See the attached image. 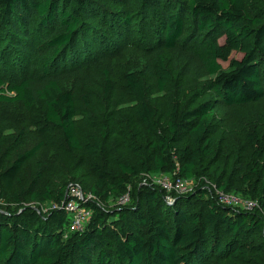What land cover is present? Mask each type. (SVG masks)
I'll use <instances>...</instances> for the list:
<instances>
[{
	"label": "trees",
	"instance_id": "trees-1",
	"mask_svg": "<svg viewBox=\"0 0 264 264\" xmlns=\"http://www.w3.org/2000/svg\"><path fill=\"white\" fill-rule=\"evenodd\" d=\"M133 1L150 20L146 29L153 41L144 69L126 75L136 103L124 114L123 129L107 115L98 134L83 142L75 93L63 86L64 78L109 45L104 30L91 22L95 11L113 22L116 16L100 0H0V102L27 110L45 105V123L60 131L83 168L71 184L94 196L86 204L90 221L72 231L63 208L69 185L39 188L41 171L28 186L19 183L42 142L19 152L6 168L0 163V264H264V147L257 133L250 134V161L237 162L227 174L218 164L223 146L215 134L219 106L264 99V20L249 14L246 0H187L189 25L181 11L171 10L172 0ZM121 12L116 28L118 40H125L134 10ZM234 52L242 57L231 59ZM9 66L31 71L7 83L2 73ZM175 72L210 78L199 94L175 98L163 120L149 102L146 79L164 91ZM104 76L109 96L110 68ZM209 91L216 97L200 101ZM240 172L257 201L252 210L220 202L208 185L212 180L216 191L230 193L239 187ZM163 173L196 184L169 201L161 186L147 181L129 203L110 205L131 178ZM46 202H52L48 210L41 207Z\"/></svg>",
	"mask_w": 264,
	"mask_h": 264
},
{
	"label": "rangeland",
	"instance_id": "rangeland-1",
	"mask_svg": "<svg viewBox=\"0 0 264 264\" xmlns=\"http://www.w3.org/2000/svg\"><path fill=\"white\" fill-rule=\"evenodd\" d=\"M100 1L108 7L107 13L116 16L117 22L121 11L132 8L134 14L132 25L126 34L128 39L118 40L117 22L110 21L111 18L105 13L95 11L91 22L96 25L97 29L104 30L109 45L95 50L90 59L72 69L68 77L64 78L63 86L72 89L75 93L78 110L77 129L83 142L89 141L92 135L98 134L107 115L112 116V122L117 127L121 129L125 127L124 114L131 105L136 103L135 96L126 87V75L144 69L147 57L152 54L153 50L152 37L146 29V26L150 27L148 22L150 20L140 14L139 4L133 0ZM246 3L249 14L264 20V0H246ZM170 4L173 12L181 11L184 14L186 24L189 25L187 0H172ZM109 38L114 39L115 42L110 43ZM2 47L3 44L0 45V50ZM241 57L242 54L238 52L231 55V59ZM229 64V61L222 62L226 70L229 69ZM106 68L112 71L113 90L109 96L105 95L104 70ZM30 71V67L18 69L9 66L2 74L7 83H16ZM209 78L210 76L183 77L179 72H175L174 80L164 91L158 89L154 79L147 78V85L150 87L149 102L156 107L164 120V111L172 106L175 98H189L193 93L199 94L202 85ZM215 97L216 94L209 91L201 96L200 101ZM45 113L46 106L42 102H38L30 110L25 109L18 102L12 104L0 102V163L3 168H6L19 152L42 142L40 151L23 166L19 175V183L28 186L41 171L44 177L39 188L48 185L52 189H59L70 185L74 177L83 171V168L78 165L75 157L66 147L60 131L45 123ZM253 133L258 134L260 145L264 147V99L250 104L234 105L231 108L219 106L216 109L215 134L217 143L221 142L223 146L222 158L218 163L221 171L228 174L237 162L250 161L249 154L255 146L251 145L248 136ZM166 175L170 174H161V176ZM240 176H242L241 172L236 174V179L240 181V184L230 192V196L238 201L234 207L244 209L246 201L252 199L247 193L249 187L243 184ZM209 182L208 185H211L218 194L214 181ZM142 183L144 179L141 177L131 178L127 191L112 197L110 205L119 204L123 196H132ZM195 184L196 181L193 186ZM16 188L19 189L18 183ZM31 205L35 206L34 203ZM41 207L48 210L52 207V202H46ZM197 207L198 205L195 206ZM207 264H213V262L210 261Z\"/></svg>",
	"mask_w": 264,
	"mask_h": 264
},
{
	"label": "built area",
	"instance_id": "built-area-1",
	"mask_svg": "<svg viewBox=\"0 0 264 264\" xmlns=\"http://www.w3.org/2000/svg\"><path fill=\"white\" fill-rule=\"evenodd\" d=\"M152 184L161 186L167 193L166 199L172 201L174 195H186L193 190V183L196 181L194 178H182L174 174L161 176V174L147 175L146 180ZM229 194V196L227 195ZM94 199L91 193H87L83 190L80 184H70L67 190V198L64 202L63 208L70 217L71 224L70 229L72 231H79L90 221L93 211L87 208L86 204ZM218 199L220 202L234 206L238 202L235 198L230 196V193L218 191ZM130 196L126 195L119 200L120 205L129 203ZM256 200H248L245 203L246 210H252L256 207Z\"/></svg>",
	"mask_w": 264,
	"mask_h": 264
}]
</instances>
